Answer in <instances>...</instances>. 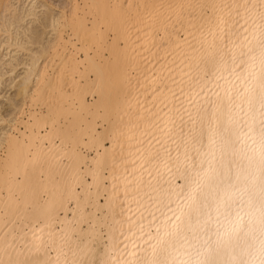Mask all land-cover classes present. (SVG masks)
Returning a JSON list of instances; mask_svg holds the SVG:
<instances>
[{"label":"snow or ice","instance_id":"6c2138e0","mask_svg":"<svg viewBox=\"0 0 264 264\" xmlns=\"http://www.w3.org/2000/svg\"><path fill=\"white\" fill-rule=\"evenodd\" d=\"M0 264H264V0H0Z\"/></svg>","mask_w":264,"mask_h":264}]
</instances>
